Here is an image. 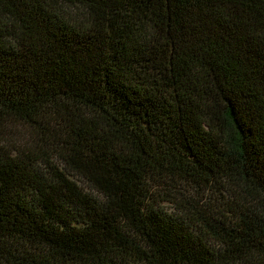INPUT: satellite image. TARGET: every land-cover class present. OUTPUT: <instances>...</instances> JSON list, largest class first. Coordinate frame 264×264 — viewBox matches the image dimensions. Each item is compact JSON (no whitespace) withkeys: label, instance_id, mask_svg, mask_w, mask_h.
<instances>
[{"label":"trees","instance_id":"1","mask_svg":"<svg viewBox=\"0 0 264 264\" xmlns=\"http://www.w3.org/2000/svg\"><path fill=\"white\" fill-rule=\"evenodd\" d=\"M0 264H264V0H0Z\"/></svg>","mask_w":264,"mask_h":264},{"label":"rangeland","instance_id":"2","mask_svg":"<svg viewBox=\"0 0 264 264\" xmlns=\"http://www.w3.org/2000/svg\"><path fill=\"white\" fill-rule=\"evenodd\" d=\"M160 18L161 14L155 13L154 21L158 24L159 28L162 27ZM160 49L161 50L158 52L155 61L151 63V68L146 71L149 75L147 78L148 84H154L156 86L165 82L172 72L179 73L181 68V65L177 62L176 57L172 55L171 50L168 47H161ZM186 74L189 76V82L196 85L198 81V74L192 70H189ZM15 132H17V129H15ZM165 208L170 211L172 206L166 204Z\"/></svg>","mask_w":264,"mask_h":264}]
</instances>
